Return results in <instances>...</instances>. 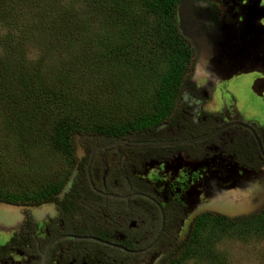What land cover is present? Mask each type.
<instances>
[{
    "label": "flooded vegetation",
    "instance_id": "1",
    "mask_svg": "<svg viewBox=\"0 0 264 264\" xmlns=\"http://www.w3.org/2000/svg\"><path fill=\"white\" fill-rule=\"evenodd\" d=\"M209 1L220 12L219 27L244 35L254 0ZM256 26L261 36L255 54L240 34L241 53H223L215 86L195 78V51L180 96L183 108L170 123L119 139L76 134L67 189L17 203L25 206L22 220L0 230L8 235L2 246L14 238L10 248H0V264H42L54 240L46 264H162L172 240L186 239L199 217L242 220L261 212L264 123L244 117L240 96L230 88L237 77L251 75L247 93L264 111V11ZM215 94L219 109L205 111Z\"/></svg>",
    "mask_w": 264,
    "mask_h": 264
},
{
    "label": "trees",
    "instance_id": "2",
    "mask_svg": "<svg viewBox=\"0 0 264 264\" xmlns=\"http://www.w3.org/2000/svg\"><path fill=\"white\" fill-rule=\"evenodd\" d=\"M179 2L0 0V176L24 190L18 201L0 185V199L34 203L62 189V173L32 155V146L49 144L75 162L78 133L119 139L176 117L195 63L178 27ZM212 217H199L186 239H175L162 264H182L191 254L217 257L214 238H203ZM214 220L220 231L264 235V209Z\"/></svg>",
    "mask_w": 264,
    "mask_h": 264
},
{
    "label": "water",
    "instance_id": "3",
    "mask_svg": "<svg viewBox=\"0 0 264 264\" xmlns=\"http://www.w3.org/2000/svg\"><path fill=\"white\" fill-rule=\"evenodd\" d=\"M263 11L264 5H260L259 1L254 0L248 4L247 26L243 35L238 30L218 26L220 12L209 0H180L177 6L178 27L196 51L195 78H205L215 86L220 79L219 66L223 63L220 57L223 53L233 58L241 53V47L237 44L240 34L246 36L250 43V52L255 54L261 36L256 24ZM24 207L22 204L0 199V230L18 226ZM74 237L94 238L77 235ZM97 240L102 241L99 238ZM54 242L55 240L47 247L42 264H46L48 251Z\"/></svg>",
    "mask_w": 264,
    "mask_h": 264
},
{
    "label": "rangeland",
    "instance_id": "4",
    "mask_svg": "<svg viewBox=\"0 0 264 264\" xmlns=\"http://www.w3.org/2000/svg\"><path fill=\"white\" fill-rule=\"evenodd\" d=\"M192 71L188 73L187 78L190 77ZM251 75H241L233 80V90L240 96L239 104L243 110V115L246 119L254 118L259 123H264V111H262L259 102L254 95L247 93L248 82ZM152 73L148 76V80L152 83ZM149 86V85H148ZM184 101V100H183ZM220 107L219 96L215 94L211 101L203 106L205 111H216ZM32 146V145H31ZM32 155L42 154L46 160L50 162L51 170L62 173V189H67L69 180L71 178L75 162H71L66 155L60 151L53 149L49 144H40L32 146L30 149ZM12 170L16 169L15 165H9ZM59 170L61 172H59ZM0 185L4 193L17 196L19 198L23 194V189L17 185H11L6 182L5 177L0 176ZM228 209L230 211H228ZM227 211L231 212L232 209L228 208ZM247 218V217H245ZM215 215L212 220L205 226L203 231L204 239H213L214 243L211 246L212 251L215 252L217 257L212 258L208 254H191L182 262V264H264V235L257 233H239L233 232L230 229L220 231L215 224ZM212 233H217L215 236ZM184 234V232H183ZM8 235L0 233L1 241L6 240ZM216 237V238H215ZM175 240V239H174ZM172 240V241H174ZM178 241V240H177ZM169 251H171L168 246ZM111 251V250H109ZM131 263V261H130Z\"/></svg>",
    "mask_w": 264,
    "mask_h": 264
}]
</instances>
